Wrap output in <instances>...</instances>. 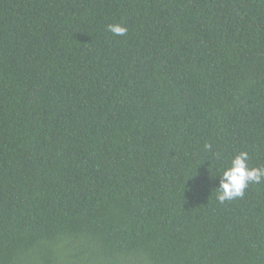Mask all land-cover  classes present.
Masks as SVG:
<instances>
[{
  "label": "trees",
  "instance_id": "16d2710c",
  "mask_svg": "<svg viewBox=\"0 0 264 264\" xmlns=\"http://www.w3.org/2000/svg\"><path fill=\"white\" fill-rule=\"evenodd\" d=\"M244 151L264 0H0V264H264V182L217 199Z\"/></svg>",
  "mask_w": 264,
  "mask_h": 264
},
{
  "label": "clouds",
  "instance_id": "9594fccd",
  "mask_svg": "<svg viewBox=\"0 0 264 264\" xmlns=\"http://www.w3.org/2000/svg\"><path fill=\"white\" fill-rule=\"evenodd\" d=\"M106 30L117 36H124L127 28L121 24H109ZM211 145L206 144L205 148ZM219 157V153H217ZM249 153L244 151L231 160V166L222 171L219 188L216 189L217 199L223 203L235 198H242L250 183L259 184L264 182V167H249Z\"/></svg>",
  "mask_w": 264,
  "mask_h": 264
}]
</instances>
